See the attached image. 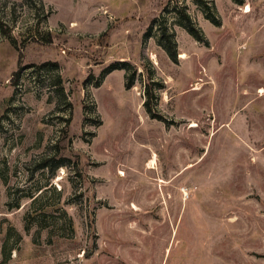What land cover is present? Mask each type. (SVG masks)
<instances>
[{"label": "rangeland", "instance_id": "obj_1", "mask_svg": "<svg viewBox=\"0 0 264 264\" xmlns=\"http://www.w3.org/2000/svg\"><path fill=\"white\" fill-rule=\"evenodd\" d=\"M261 89L264 0H0V264H264Z\"/></svg>", "mask_w": 264, "mask_h": 264}, {"label": "trees", "instance_id": "obj_2", "mask_svg": "<svg viewBox=\"0 0 264 264\" xmlns=\"http://www.w3.org/2000/svg\"><path fill=\"white\" fill-rule=\"evenodd\" d=\"M236 3L239 4H243L244 0H234ZM211 7L210 5H205V14L206 17L215 25H221V16L219 15V13L215 10V8L213 9V11H210ZM157 23V19L154 20L153 24L151 25L147 35L148 36H152V31L153 28L155 26V24ZM181 25H183L188 32L198 41L200 42H206L207 41V37H205L203 31L199 28L196 27V24L194 23L193 19L191 16H187V20L184 21V19H181ZM161 31H159L160 33ZM168 27H165L163 32L160 33V37H159V42L160 44L167 50V52L171 55V57L176 60L177 59V55H178V51H177V40L175 39V34L172 33L170 35L168 34ZM167 35V37H166ZM36 66V65H34ZM45 66H54L55 69L59 70V66L56 64H50V63H46V64H42L41 66H39L38 68H43ZM130 63H128L127 61H122V62H118L115 65H113L109 70H107L106 72H112L116 69H127L130 67ZM19 70L15 72V76L19 75ZM16 78V77H15ZM14 78V84H16V81ZM59 78V82L58 84H62V76L58 75ZM134 85V80L132 81H128L126 83V86L128 89H130L132 86ZM154 95H152V93H150V91L147 93V99L144 102V105L148 111V113L153 117V118H157L156 113H154L153 108L151 107V99H153Z\"/></svg>", "mask_w": 264, "mask_h": 264}, {"label": "bare ground", "instance_id": "obj_3", "mask_svg": "<svg viewBox=\"0 0 264 264\" xmlns=\"http://www.w3.org/2000/svg\"><path fill=\"white\" fill-rule=\"evenodd\" d=\"M247 11L248 12H250L251 11V9H250V7L247 9ZM74 25H77L76 24V22H74ZM181 57L182 58H184V59H186V58H188V55H187V53H183L182 55H181ZM157 62V61H156ZM196 89H199L198 87L196 88ZM260 92H264V89H261L260 90ZM194 126H197L196 125V123H194L193 124ZM159 158H158V155H157V153L154 151L153 152V156L150 158V160H149V162L147 163V171H148V173H153L156 169H157V165H158V160ZM127 172V171H126ZM125 172V170L124 169H121V170H119V174L121 175V176H126L127 175V173ZM159 182H161V183H166V180L165 179H163V178H159V179H157ZM189 193L188 192H186V195H188ZM133 207L134 208H137V205L134 203L133 204Z\"/></svg>", "mask_w": 264, "mask_h": 264}]
</instances>
